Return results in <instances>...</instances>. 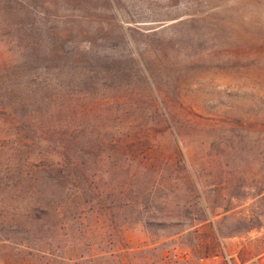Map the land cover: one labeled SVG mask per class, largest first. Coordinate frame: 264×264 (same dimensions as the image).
I'll use <instances>...</instances> for the list:
<instances>
[{"label": "rangeland", "instance_id": "obj_1", "mask_svg": "<svg viewBox=\"0 0 264 264\" xmlns=\"http://www.w3.org/2000/svg\"><path fill=\"white\" fill-rule=\"evenodd\" d=\"M238 263L264 264V0H0V264Z\"/></svg>", "mask_w": 264, "mask_h": 264}, {"label": "built area", "instance_id": "obj_2", "mask_svg": "<svg viewBox=\"0 0 264 264\" xmlns=\"http://www.w3.org/2000/svg\"><path fill=\"white\" fill-rule=\"evenodd\" d=\"M238 264H247V263H238Z\"/></svg>", "mask_w": 264, "mask_h": 264}, {"label": "trees", "instance_id": "obj_3", "mask_svg": "<svg viewBox=\"0 0 264 264\" xmlns=\"http://www.w3.org/2000/svg\"><path fill=\"white\" fill-rule=\"evenodd\" d=\"M30 64V63H29Z\"/></svg>", "mask_w": 264, "mask_h": 264}]
</instances>
